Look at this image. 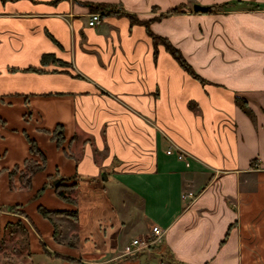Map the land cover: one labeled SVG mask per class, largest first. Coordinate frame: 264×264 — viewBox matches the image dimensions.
<instances>
[{"label": "crops", "instance_id": "crops-1", "mask_svg": "<svg viewBox=\"0 0 264 264\" xmlns=\"http://www.w3.org/2000/svg\"><path fill=\"white\" fill-rule=\"evenodd\" d=\"M92 3L114 8L89 26ZM125 13L159 16L150 30L204 82L162 45L155 53ZM28 137L45 166L25 188V160L40 162ZM73 175L75 204L49 185L36 197ZM142 223L161 228L155 248L117 257ZM4 235L26 239L28 259L45 254L44 264H264V0H0Z\"/></svg>", "mask_w": 264, "mask_h": 264}, {"label": "trees", "instance_id": "trees-1", "mask_svg": "<svg viewBox=\"0 0 264 264\" xmlns=\"http://www.w3.org/2000/svg\"><path fill=\"white\" fill-rule=\"evenodd\" d=\"M223 5L225 4H222L221 6ZM112 6H113L112 4H107V3L106 4H102V3L89 4V8L91 12L93 11V12H100V13L110 11L108 9L114 8ZM177 11H178V7L167 11L165 14L177 13ZM124 15L126 16L128 21H130L131 25L140 24L145 27L146 33L152 39L153 48H155V53L157 52V49H158L157 46L162 45V47L167 50V52L172 56L175 62H177L178 65L184 71H186L192 77H195L201 83L204 82L203 78H201L198 74H196L194 70L192 69L191 65L185 60L179 48L174 47L172 43L166 37L163 38L160 35H157L150 30L149 28L150 22L158 19L159 16L150 17L147 20H141L136 15H132L129 13H125ZM240 102H241L240 103L241 107H243L244 109L245 108L244 102L243 101H240ZM51 136L53 140H55L57 146H61L65 140V136H63L62 126L59 125L58 127H56L54 131L51 133ZM28 143H29V151L31 152L32 155H37L40 158V162H37V160L33 159L32 157H29L25 160L24 162L25 169L20 172L21 185L22 187H25V188L29 187L31 184L30 177L35 172L40 171L45 166L44 165L45 155L41 150H39L35 140L33 138L28 137ZM47 185L51 186L54 189L55 193H57V195L63 201L69 204L76 203V199L74 197V193H75L74 191L76 188V176L73 175L69 177H56L55 180H48L47 183L42 184L41 188L36 192V197H38L41 194L40 193L41 190H43ZM38 208H39L40 213L43 214L45 217H49L52 214L54 215L60 214V215L70 217L73 220H76L77 218L76 209L70 208V210L60 209L56 211H50L46 207H43V206L42 207L38 206ZM150 247H151L150 249L155 248V246L153 245Z\"/></svg>", "mask_w": 264, "mask_h": 264}, {"label": "rangeland", "instance_id": "rangeland-1", "mask_svg": "<svg viewBox=\"0 0 264 264\" xmlns=\"http://www.w3.org/2000/svg\"><path fill=\"white\" fill-rule=\"evenodd\" d=\"M191 3L192 2L188 3V4H190L189 5L190 10L193 8L194 4H197L196 2L192 3L193 5ZM199 5H202V4H199ZM221 5L222 4L220 3L219 6H217V7L219 8ZM202 6H205V5H202ZM133 217H135V219L138 220L137 208L134 212ZM147 224H148V222H147ZM140 227L141 228L137 229V232H140V235H137V236H141L142 234L151 233L149 231V229H147L146 224L142 223V225ZM59 230H63V226L60 225ZM147 231H149V232H147ZM19 239H21V240H19ZM19 239H18V237H16V238L11 237L10 238V237H8V235L7 236L4 235L3 238L2 237L0 238V264H44L45 263V260L40 259V258L45 257V259L47 260V257H46L47 255H45V254L43 255V257L35 256L33 258V261L29 260L27 257V251H26V239H24V238L22 239L21 237H19ZM143 251L145 252L146 250H143ZM130 255H134V254L126 255V254H124L123 248H122L120 254L117 257H119V258L123 257L124 258V257H129ZM138 261H139V264H167V263H162L158 260L148 261V260H145V258H143L142 260H138ZM128 262H126L125 259H118L115 262H112L109 264H127ZM48 264H51V263H48Z\"/></svg>", "mask_w": 264, "mask_h": 264}, {"label": "built area", "instance_id": "built-area-1", "mask_svg": "<svg viewBox=\"0 0 264 264\" xmlns=\"http://www.w3.org/2000/svg\"><path fill=\"white\" fill-rule=\"evenodd\" d=\"M100 13L98 12H92L90 14L89 19H88V25L93 26L96 25L100 22ZM175 154L176 158L180 161H184L186 166H189L190 160H188L187 155L179 150L178 148L174 146H168L166 154ZM183 197H192V194L187 193L183 195ZM151 233L148 234H142L141 236H136L131 238L127 244L123 245V252L124 254H141L143 250H150V246H152L156 241L161 237L162 231L161 228L156 225L153 226L150 230Z\"/></svg>", "mask_w": 264, "mask_h": 264}, {"label": "water", "instance_id": "water-1", "mask_svg": "<svg viewBox=\"0 0 264 264\" xmlns=\"http://www.w3.org/2000/svg\"><path fill=\"white\" fill-rule=\"evenodd\" d=\"M208 7L205 5V6H202V5H199V4H194L193 6V9L195 11H205Z\"/></svg>", "mask_w": 264, "mask_h": 264}]
</instances>
